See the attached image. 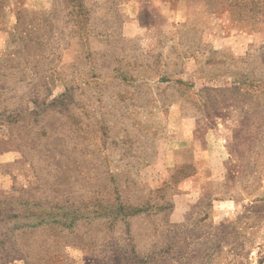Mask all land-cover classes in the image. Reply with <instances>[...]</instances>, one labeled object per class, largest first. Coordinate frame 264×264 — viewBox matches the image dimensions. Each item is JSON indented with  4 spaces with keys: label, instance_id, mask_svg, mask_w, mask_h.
<instances>
[{
    "label": "rangeland",
    "instance_id": "rangeland-1",
    "mask_svg": "<svg viewBox=\"0 0 264 264\" xmlns=\"http://www.w3.org/2000/svg\"><path fill=\"white\" fill-rule=\"evenodd\" d=\"M230 2L0 0V264H264V20Z\"/></svg>",
    "mask_w": 264,
    "mask_h": 264
},
{
    "label": "trees",
    "instance_id": "trees-1",
    "mask_svg": "<svg viewBox=\"0 0 264 264\" xmlns=\"http://www.w3.org/2000/svg\"><path fill=\"white\" fill-rule=\"evenodd\" d=\"M229 7L239 12L242 19H251L254 22L264 20V0H231Z\"/></svg>",
    "mask_w": 264,
    "mask_h": 264
}]
</instances>
